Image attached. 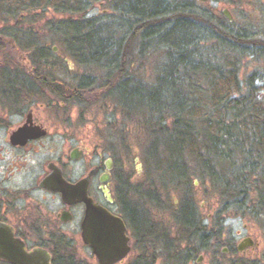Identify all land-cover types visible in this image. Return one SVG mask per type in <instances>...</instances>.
I'll use <instances>...</instances> for the list:
<instances>
[{"label":"trees","instance_id":"obj_1","mask_svg":"<svg viewBox=\"0 0 264 264\" xmlns=\"http://www.w3.org/2000/svg\"><path fill=\"white\" fill-rule=\"evenodd\" d=\"M95 1L0 0V34L9 40L0 43L2 66H55L58 61L65 66L67 57L83 65L87 74L79 80L61 81V101L86 104L111 97L150 140L141 158L145 176L166 185L168 197L171 188H187L194 175L217 196V216L242 208L241 196L250 191L264 197V104L253 89L242 92L238 77L241 54H254L246 51V38L184 0H113L120 33L113 32L87 17ZM46 11L60 16L53 26L63 54L58 60L51 58L53 49L45 51L35 21L29 20ZM207 35L214 42L204 54L206 43H200ZM152 47L164 58L147 83L134 68L142 66L133 64L140 65ZM125 152L126 158L137 157L126 146ZM171 206L172 221L186 234L182 240L191 245L220 240L207 235L190 201Z\"/></svg>","mask_w":264,"mask_h":264},{"label":"flooded vegetation","instance_id":"obj_2","mask_svg":"<svg viewBox=\"0 0 264 264\" xmlns=\"http://www.w3.org/2000/svg\"><path fill=\"white\" fill-rule=\"evenodd\" d=\"M0 43L9 40L0 37ZM58 67L0 66V226L13 244L27 253L46 251L50 264H80L76 248L80 238L91 261L98 264L81 237L86 203L79 197L86 195L120 217L126 227L129 251L113 264H200L207 248L218 260L242 255L257 245L239 251L240 240L235 246L219 240L200 244L199 239L193 245L157 240L155 224L137 206L124 205L129 165L115 143L105 136L87 145L67 137L61 147ZM134 162L138 165L139 158ZM136 171L140 173L139 168ZM52 174V184L44 185ZM77 184L70 199H65L61 188ZM0 264L13 263L0 258Z\"/></svg>","mask_w":264,"mask_h":264},{"label":"rangeland","instance_id":"obj_3","mask_svg":"<svg viewBox=\"0 0 264 264\" xmlns=\"http://www.w3.org/2000/svg\"><path fill=\"white\" fill-rule=\"evenodd\" d=\"M184 1L195 4L216 21L226 25L230 31L242 34L246 38L245 42L247 44L245 45L249 46H246V51L249 53L254 52V54H241L237 63L241 89L245 93L253 89L264 104V53L261 52L264 51L262 50L264 47L260 46L263 43L259 41H264V0ZM113 2V0L93 2L87 17L97 19L101 24H105L109 31L120 33V28L117 26L120 19L119 13L114 9ZM150 8L152 9V7ZM224 8L230 12L233 18L232 21L221 14ZM2 18L4 17L0 18V29L4 26L1 21ZM58 19H60V16L52 11L37 12L34 18H29V20L35 21L34 28L45 51L48 52L49 49H53L51 58L53 59L54 55L57 60L60 55L63 56L61 48L54 39L53 26ZM211 36H205L204 42L200 43L201 46H205L204 43H206V48L200 50L204 54L207 53L206 51L210 52L213 48L214 39ZM0 37L6 38L1 34ZM151 49L152 53L141 56L142 63L140 65L133 64V66H142L134 68L137 71V77L142 78L147 83L153 81L157 65L163 62L164 58L162 51L156 52L153 47ZM209 55L211 54L209 53ZM2 62L3 59H1L0 54V63L2 64ZM65 62V66H61L59 61L55 65L59 66L56 77L61 81L67 84L74 83L82 75L87 74V70L83 69L81 67L83 65L76 60L67 57ZM1 64L0 66H2ZM59 117L62 148L64 147L63 139L67 137L80 139L87 145L93 143L97 137L105 136L107 142H113L117 145L118 148L116 149L123 154L122 156L128 161L129 165L128 170L125 172L123 189L125 196L123 200L131 206H137L142 215L155 224L157 230L165 231V234L157 231V240H182L186 237L184 232H178V227L172 221V210L174 208H172L171 202L179 206L190 201L195 207L194 215L196 219L200 220L201 218L204 221L203 224H206L208 236L219 235V241L235 246L244 236L249 235L257 243L254 248L249 249L242 255L232 256L230 254L228 257H220L218 260L212 257L211 248L202 247L201 252L204 249L207 252L203 253L204 256L200 264H229L239 260H244L246 264H264V197L260 198L258 193L250 191L248 194L241 196V201L244 204L242 208L238 209L237 206H233L231 210L217 216L219 210L217 196L212 194L209 185L204 183L199 175L191 176L187 188L183 190L171 188L174 192H171L168 197L164 193V190L167 189L166 185L152 183L145 176V164L141 158L144 148L149 147L150 140L147 138L146 133L137 126L136 121L126 116L114 104L111 97L103 100L92 99L86 104L62 102ZM136 135L139 137H136ZM125 146L134 150L140 161L138 165L134 162L135 157L126 158ZM137 168H139V174L136 171ZM211 219L216 220V225L212 226L211 222L213 221ZM217 240L211 237L207 241ZM221 246H218V250ZM76 248L77 259L81 260L80 264H94L91 261V253L80 241V238H78Z\"/></svg>","mask_w":264,"mask_h":264},{"label":"water","instance_id":"obj_4","mask_svg":"<svg viewBox=\"0 0 264 264\" xmlns=\"http://www.w3.org/2000/svg\"><path fill=\"white\" fill-rule=\"evenodd\" d=\"M222 14L229 21L233 20L228 9L224 8ZM53 179L52 174L45 179L44 185L52 184ZM79 184L71 185L70 189L61 188L63 197L70 199L71 190ZM79 199L86 203V212L81 223V237L83 242L92 249L98 264H113L122 259L129 251L126 227L122 219L95 204L86 195ZM253 245L254 240L251 237H245L238 242L237 249L241 251ZM0 258L13 264H50V257L46 251L27 253L23 247L13 244L3 226H0Z\"/></svg>","mask_w":264,"mask_h":264}]
</instances>
